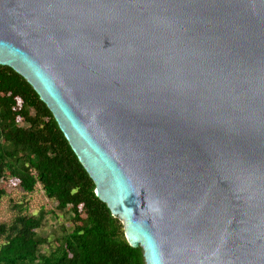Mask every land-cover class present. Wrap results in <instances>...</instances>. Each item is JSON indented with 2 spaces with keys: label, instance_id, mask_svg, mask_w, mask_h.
Returning <instances> with one entry per match:
<instances>
[{
  "label": "water",
  "instance_id": "water-1",
  "mask_svg": "<svg viewBox=\"0 0 264 264\" xmlns=\"http://www.w3.org/2000/svg\"><path fill=\"white\" fill-rule=\"evenodd\" d=\"M0 65L146 264H264V0H0Z\"/></svg>",
  "mask_w": 264,
  "mask_h": 264
},
{
  "label": "trees",
  "instance_id": "trees-1",
  "mask_svg": "<svg viewBox=\"0 0 264 264\" xmlns=\"http://www.w3.org/2000/svg\"><path fill=\"white\" fill-rule=\"evenodd\" d=\"M27 194L41 185L71 223L55 239L42 235L44 213L15 203L0 222V264H146L141 246L96 194V184L73 150L53 112L32 84L0 65V206L8 186Z\"/></svg>",
  "mask_w": 264,
  "mask_h": 264
},
{
  "label": "rangeland",
  "instance_id": "rangeland-1",
  "mask_svg": "<svg viewBox=\"0 0 264 264\" xmlns=\"http://www.w3.org/2000/svg\"><path fill=\"white\" fill-rule=\"evenodd\" d=\"M8 196L4 198L0 206V222L10 220L14 213L15 203H23L29 210L37 215L44 213L45 218L39 232L42 235L55 239L68 229L71 223L69 210L61 211L57 202L50 199L44 192L41 185L32 193H25L16 182L8 186Z\"/></svg>",
  "mask_w": 264,
  "mask_h": 264
}]
</instances>
